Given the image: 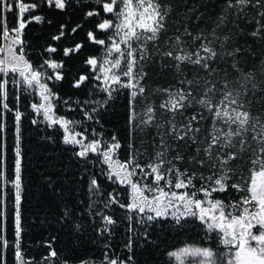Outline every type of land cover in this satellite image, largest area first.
<instances>
[{
	"label": "snow or ice",
	"instance_id": "snow-or-ice-1",
	"mask_svg": "<svg viewBox=\"0 0 264 264\" xmlns=\"http://www.w3.org/2000/svg\"><path fill=\"white\" fill-rule=\"evenodd\" d=\"M42 5L60 13L80 5L89 27L84 29L80 23L68 29L60 24L50 35L55 43H49L40 53L41 61L34 64L27 53L24 30L28 23L52 24L51 19L35 14ZM4 11L18 15L13 27L0 24V264H5L3 253L8 248L17 264H31L21 251L20 123L24 113L18 107L19 94H12L10 106L9 84L21 94L27 93L31 110L43 117L42 121L32 119V124L58 126L63 132L62 142L78 146L76 157L85 164L103 165L100 173L106 180L122 186L126 201L114 194L115 189L105 194L95 175L88 185L87 214L98 236L107 237L101 264H135L134 245L143 247L139 241L151 244L149 229L169 218L181 228L199 222L204 239L215 245L185 244L168 252L175 264H264V66L258 80L255 70L245 71L240 63L245 46L232 44L234 35L244 33L241 22L254 23L256 27L248 35L264 40V0H223L211 27L194 34L186 23L177 21L173 35L164 41L161 35L168 32L172 10L162 0H30L18 5L0 0V20ZM25 13H30L27 21L22 19ZM201 15L198 12L196 18ZM81 29L85 31L84 41L64 46L66 38ZM84 52H89L82 61L86 72L73 79L72 87L93 88L97 96H104L92 99L89 91V99L74 102L81 106V121L57 114L61 98L53 87L65 79L63 58ZM57 55L62 59H56ZM153 57L163 62L162 67L174 70L173 84L155 90L146 86L145 65ZM186 69L195 74L186 75ZM124 93L128 139L122 145L116 135L105 137L101 120L110 101ZM153 96L160 102L155 103ZM62 103L68 105V100ZM69 110L76 109L69 105ZM6 113L13 114L15 125L8 180L12 189L11 239L6 236L8 212L3 184ZM85 122L100 125L101 131L92 128L88 135L87 128L78 131ZM145 130L155 132L150 154L132 140L133 133ZM122 149L127 153L123 159ZM182 149H191V155L186 156ZM90 154L95 161L89 160ZM186 160L182 169L179 165ZM219 194L227 195L221 199ZM113 205L125 211L127 221L123 247L128 255L123 259L108 255L112 248L108 241L119 223L108 214ZM74 215L72 208H66L60 222L72 221L75 231L80 232L82 224L73 221ZM55 240L53 236L47 242L43 260L69 264L67 259L60 260L53 247ZM80 264L93 262L82 260Z\"/></svg>",
	"mask_w": 264,
	"mask_h": 264
},
{
	"label": "trees",
	"instance_id": "trees-1",
	"mask_svg": "<svg viewBox=\"0 0 264 264\" xmlns=\"http://www.w3.org/2000/svg\"><path fill=\"white\" fill-rule=\"evenodd\" d=\"M24 3L30 0H23ZM34 2V0H33ZM90 3L94 1L90 0ZM171 6V22L173 28L177 26V21L186 23L193 33L202 28H209L211 21L215 19L221 10L223 0H162ZM14 5H17L14 3ZM195 6V9L189 11ZM203 13L197 19V14ZM35 14L44 15L46 19H51L52 24L48 23L37 24L28 23L24 32L25 38L28 41L27 53L34 64H38L42 57L44 48L52 42L50 35L56 32L60 24H66L68 29L75 27L77 24L84 23V29H88L89 25L83 20V9L80 5L70 8L66 13H60L52 9H48L42 5ZM18 15L16 12L4 11L3 19L0 24L6 27L14 26V18ZM29 15L24 18L27 21ZM243 24H240L242 26ZM81 29L75 36H69L64 42V46H73L76 42H82L85 38V31ZM244 29V28H243ZM246 29L241 35H234L232 38L233 45H244L246 50L250 49L258 58L253 59L254 62L260 63L264 61V42L257 45V40L251 41ZM89 52H84L83 55L77 54L70 58H63L65 63V79L56 83L53 91L56 92L61 100L58 102L57 114L66 116L70 119L84 120L81 106H77L74 102L79 99L82 102L89 99V91H92V99L101 98L97 96L93 88L82 86L81 89L72 87V82L75 77L86 72V67L82 63L85 56ZM97 55L99 53H96ZM246 63L251 62L252 56L243 55ZM56 59H62L57 55ZM243 64V63H242ZM250 66V65H249ZM262 66V65H261ZM153 68L151 71L153 73ZM247 69V68H246ZM258 80L262 78L261 68L256 69ZM9 103L11 105L12 94H19V109L24 113L20 123V147L22 152V203H21V220H22V240L21 251L24 258L36 264L44 262L43 257L47 255V242L53 237L56 240L53 242V247L59 253L60 260L67 259L69 264H80L82 260H102L104 244L107 237H100L94 231V225L91 218L87 214L88 200V185L93 175L96 176L101 184L105 194L116 190L114 194H119L121 201H126L127 197L123 192L122 186L117 187L106 180V177L100 173L103 165L95 163L85 164L82 159L74 155L78 151V146L65 145L62 142L63 132L57 127H49L46 123L32 124V119L42 121V116H36L30 108L32 102L27 93H20V90L11 84L8 86ZM126 93L118 94L116 99L110 101L109 106L104 111L101 123L103 124V132L105 137L116 135L121 144H125L128 139V129L126 126ZM63 100H68V105L62 103ZM69 105L76 109L69 110ZM6 128L3 134L6 156V170L3 181L4 192L6 198V210L8 212L6 218V236L12 238V218H11V186L8 183L11 176V165L14 158L13 148L15 146V125L12 113H6L5 117ZM87 128L88 135L92 128L101 131L100 125L94 122H85L83 127L78 128V131ZM91 138V136L89 137ZM133 143L137 145L132 136ZM188 152H192L191 149ZM127 153L124 149L121 150V158L123 159ZM90 161H95L96 157L93 154L89 155ZM187 161V160H186ZM227 194H219L221 199H225ZM235 196V193H233ZM66 208H72L75 212L73 221L80 222L82 228L80 232H76L73 227V222L63 220L62 214ZM108 214L113 215L119 221L116 226L115 234L111 238V250L108 255L115 258L119 256L123 259L128 255L127 250L123 245L126 242V226L127 221L124 220L125 211L120 209L118 205H113ZM151 244L139 241L143 247L134 245L135 264H173L167 253L174 251L185 244H193L198 246H213L211 240L204 239L203 232L199 222L192 221L185 227L181 228L176 225L170 218L154 223L149 229ZM5 264H17L14 253L11 248L5 249L4 253ZM58 263V262H57Z\"/></svg>",
	"mask_w": 264,
	"mask_h": 264
},
{
	"label": "rangeland",
	"instance_id": "rangeland-1",
	"mask_svg": "<svg viewBox=\"0 0 264 264\" xmlns=\"http://www.w3.org/2000/svg\"><path fill=\"white\" fill-rule=\"evenodd\" d=\"M91 1H94V0H91ZM12 2H13V4L16 3L18 5V3L19 2H23V0H12ZM28 15H30V13H25L24 16L22 17V19L24 20V18L26 16H28ZM170 19H171V16L169 17V20H168V32L166 34H162L161 35V41L166 40L167 37L172 36L173 33H174V29H171V28H173L172 27L173 24L170 23L171 22ZM241 24H243L241 26V28L246 29V32H247L246 34L251 33L255 29V27H256V25L254 23H247V24H245L244 22H241ZM210 27H211V25H210ZM202 29H205V28H202ZM199 30H197V32ZM248 36L250 37L251 41L257 40V43H258L257 45H260L262 42H264V40H262V39H256V38H253L250 35H248ZM245 48H247V47H245ZM245 52L247 54H249L250 56H252L250 63H246L247 62L246 60H245V63H244V61L242 62L243 64L240 62L245 71L253 70V68L260 69V68H262V66H264V61H262L261 63H260V61L258 63H256V62L253 61V59L258 58V55H255L254 52H251L250 49H247ZM242 59L244 60L245 58L243 57ZM162 63L163 62L161 60L156 59L155 57H153L152 61L148 62L145 65V71L148 73V75L145 78V80H146V86L148 88L152 89V90H155L157 88L168 87L170 84H173L175 82V73H174V70L171 69V68L162 67ZM152 67H154L153 68V73L151 71V68ZM185 74L186 75H194L195 73L194 72H191L188 69H186L185 70ZM99 96L101 98H103L104 94L101 93ZM153 101L155 103H159L160 102V98L158 96H153ZM201 134H203V131H202ZM154 135H155V132L152 131V130H145L143 132L137 131V132L133 133V136L135 138V141H136V138H137V145L136 144L135 145L137 147L141 148V149L147 150V152L150 154L151 151H152V149L150 147V144H151L152 137ZM188 150L189 149H182V152L186 156L191 155V152H188ZM186 164H187V161H185L184 163H181L179 166L183 169L186 166ZM102 260H98L97 259V260H91V261L93 262V264H101V261ZM171 261H172L173 264H175L174 260H171ZM41 264H47V262L44 261Z\"/></svg>",
	"mask_w": 264,
	"mask_h": 264
}]
</instances>
